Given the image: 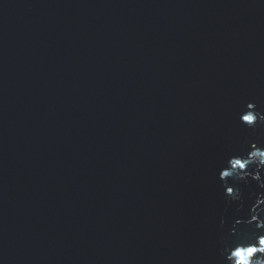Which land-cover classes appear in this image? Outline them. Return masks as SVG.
<instances>
[{
  "label": "water",
  "instance_id": "1",
  "mask_svg": "<svg viewBox=\"0 0 264 264\" xmlns=\"http://www.w3.org/2000/svg\"><path fill=\"white\" fill-rule=\"evenodd\" d=\"M249 102L264 0H0V264H226Z\"/></svg>",
  "mask_w": 264,
  "mask_h": 264
},
{
  "label": "clouds",
  "instance_id": "2",
  "mask_svg": "<svg viewBox=\"0 0 264 264\" xmlns=\"http://www.w3.org/2000/svg\"><path fill=\"white\" fill-rule=\"evenodd\" d=\"M240 123L255 131L264 128V112L258 111L255 103H247ZM223 188L226 206L236 205V212L245 204V189L254 183L258 192L249 191L248 199L253 203L248 218L236 219L229 236L235 240L223 239L221 256L226 264H264V143L245 139L241 150L229 156L222 164L218 176ZM243 185V187H241ZM226 207V210H227ZM245 231H236L240 226ZM220 226H225L222 217Z\"/></svg>",
  "mask_w": 264,
  "mask_h": 264
}]
</instances>
